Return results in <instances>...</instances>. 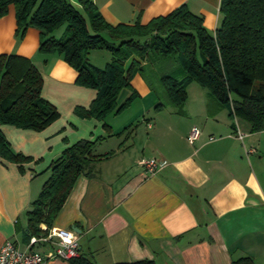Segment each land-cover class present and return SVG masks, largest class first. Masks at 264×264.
<instances>
[{
	"label": "crops",
	"instance_id": "obj_1",
	"mask_svg": "<svg viewBox=\"0 0 264 264\" xmlns=\"http://www.w3.org/2000/svg\"><path fill=\"white\" fill-rule=\"evenodd\" d=\"M68 1L85 14L79 0ZM93 1L113 26L137 20L144 24L182 4L202 18L208 33L213 34L221 21L220 0ZM15 11L11 5L0 18V55L31 59L44 80L43 97L60 113L40 131L0 124L13 151L32 158L20 170L19 164L0 157V247L12 239L21 250L50 252L44 242L29 244L27 210L60 152L80 139L103 136L94 152L111 155L98 163L97 176L78 177L54 224L73 233L81 254L97 264L142 258L155 264H229L244 255L253 264H264V130L251 132L245 123L236 122L227 106L215 107L207 91L192 87L195 82L186 85L180 112L172 104L174 109L168 111L162 105L156 109L153 91L141 73H134L132 88L138 97L126 111L135 100L146 99L147 104L123 122L78 116L76 109L89 108L97 91L77 85L78 73L59 53L38 52L37 28L28 27L19 38ZM143 65L145 74L155 71L148 62ZM124 91L128 98L131 92ZM152 108L153 115L145 117ZM124 126L130 127V134L116 135ZM192 128L199 134L189 142ZM237 128L242 137L236 136ZM150 157L164 158L166 164L148 174L140 161ZM49 264L70 262L50 258Z\"/></svg>",
	"mask_w": 264,
	"mask_h": 264
},
{
	"label": "trees",
	"instance_id": "obj_2",
	"mask_svg": "<svg viewBox=\"0 0 264 264\" xmlns=\"http://www.w3.org/2000/svg\"><path fill=\"white\" fill-rule=\"evenodd\" d=\"M79 1L85 14L68 0H0V18L11 5L16 8L19 38L25 36L28 27L37 28L41 32L38 52L59 53L78 73L77 85L97 91L89 108L76 109L78 116L104 121L109 114L127 110L138 97L132 88L134 73L144 75L143 63L148 62L178 112L186 101V85L195 82L207 91L211 104L227 106L236 122L245 123L251 132L264 130V0H220L221 21L213 34L203 26L202 18L184 4L144 24L137 20L131 25L113 26L93 0ZM63 27L62 36L56 37L57 29ZM94 48L112 54L104 69L89 63ZM43 83L31 59L18 54L0 55V124L40 131L57 121L60 111L43 97ZM123 90L131 94L119 104ZM159 108L161 105L156 106ZM103 126L111 132L108 124ZM129 129L124 126L116 135ZM101 139L103 136L73 142L48 165L51 173L26 213L30 238L46 233L42 225L54 226L78 177L99 174L98 163L112 153L94 152ZM0 157L19 164L20 170L32 160L14 152L1 131ZM252 261L244 255L229 264H253ZM69 262L97 264L81 253ZM112 264L155 261L142 258Z\"/></svg>",
	"mask_w": 264,
	"mask_h": 264
},
{
	"label": "built area",
	"instance_id": "obj_3",
	"mask_svg": "<svg viewBox=\"0 0 264 264\" xmlns=\"http://www.w3.org/2000/svg\"><path fill=\"white\" fill-rule=\"evenodd\" d=\"M199 134L197 128H192L187 138L192 142ZM236 136L242 137L240 129L237 128ZM141 166L148 174H154L157 170L163 168L166 164L164 158L150 157L140 161ZM46 233L39 236L31 237L30 245L39 242H44L51 247L48 254H42L38 250H21L17 247L12 239L5 241L0 247V264H49L50 258L65 259L69 261L80 253L78 240L68 230L58 228L56 226L42 225Z\"/></svg>",
	"mask_w": 264,
	"mask_h": 264
},
{
	"label": "rangeland",
	"instance_id": "obj_4",
	"mask_svg": "<svg viewBox=\"0 0 264 264\" xmlns=\"http://www.w3.org/2000/svg\"><path fill=\"white\" fill-rule=\"evenodd\" d=\"M79 9L82 12L81 8H79ZM63 32H64V27L59 29V30L57 29L55 34L57 36H62ZM110 60H112V54L110 51H108V50L106 51L104 49L94 48V50H92L91 61H89V63L92 65L98 66V68H100V69H104L107 65V62ZM144 75H145L144 77L146 78V80H148V83L150 84L149 85L150 88L153 91L152 95H153L154 100H155V105H162V108L165 109L164 111L174 109V107L171 105L170 101L167 99L168 96H167L165 90L163 89V87H161V83L159 82V78L157 77V75H154L152 73L149 74L148 72L146 74L144 73ZM191 85H192V87H195L196 89H198V91L201 90V91L206 92V90L201 89V87L197 86L195 83H193ZM188 91L191 94L192 88L189 87ZM126 93H127V91H124V90L121 92L119 99H118V101L120 103L122 102V100L124 98H126L125 97ZM139 101L140 100H135V103L132 106L133 108H131L129 111H126V110H125L126 112L122 111V113L117 115V116L109 114V119L110 118L116 119L117 121L115 122V124L123 122V120L126 119L129 115H132V113H135V111L139 110V108L142 105L147 104L146 99H142L141 102H139ZM152 111H153V108L150 111H148V113H147V115H145V117H148L149 115H153ZM144 123L145 122L141 120L139 122V125L144 126ZM125 134L126 133H123V137Z\"/></svg>",
	"mask_w": 264,
	"mask_h": 264
},
{
	"label": "water",
	"instance_id": "obj_5",
	"mask_svg": "<svg viewBox=\"0 0 264 264\" xmlns=\"http://www.w3.org/2000/svg\"><path fill=\"white\" fill-rule=\"evenodd\" d=\"M73 228H74V230H75L77 227H76V226H74Z\"/></svg>",
	"mask_w": 264,
	"mask_h": 264
}]
</instances>
